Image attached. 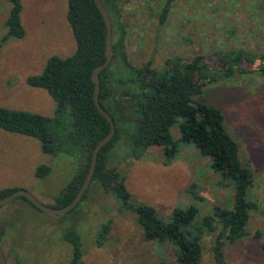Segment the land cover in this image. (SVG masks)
Listing matches in <instances>:
<instances>
[{"label": "rangeland", "instance_id": "1", "mask_svg": "<svg viewBox=\"0 0 264 264\" xmlns=\"http://www.w3.org/2000/svg\"><path fill=\"white\" fill-rule=\"evenodd\" d=\"M120 1L127 21V54L135 64L151 60L159 69L171 66L176 56L185 61L204 53L214 70L220 66L221 52L238 47L264 50V0H174L162 25L157 12L165 0ZM21 3L25 34L10 37L0 46V106L52 117V97L45 89L29 86L25 78L42 72L51 55L67 57L75 51L67 0ZM10 6V0H0V40L7 31L4 22ZM198 97L222 110L240 159L253 174L249 198L257 208L250 212L248 233L224 243L225 261L264 264L263 237L255 235L264 230V78L256 72L221 75L208 81ZM172 134L179 138L176 126ZM177 147L167 163L159 146H150L137 160L128 146L121 149L125 162L119 163V170L125 176L129 201L152 205L165 217L175 208L194 205L200 209L198 219L216 206H229L232 181L214 171L210 157L193 143L179 140ZM75 162L73 156L45 153L37 138L0 129V189H25L51 206L74 175ZM39 165H48L50 173L38 177ZM106 224L108 230L103 233ZM0 226L5 232L6 264H17L16 256L19 264H71V245L63 238L69 228L81 236V264H178L172 243L145 240L133 209L120 205L97 184L64 214L40 212L14 199L0 207ZM214 239V234L202 237L200 264H216Z\"/></svg>", "mask_w": 264, "mask_h": 264}, {"label": "trees", "instance_id": "2", "mask_svg": "<svg viewBox=\"0 0 264 264\" xmlns=\"http://www.w3.org/2000/svg\"><path fill=\"white\" fill-rule=\"evenodd\" d=\"M173 1L165 0L157 12L159 25L165 23ZM101 2L111 20L113 56L108 66L99 72L98 98L114 121L115 133L98 152L89 187L97 184L120 205L133 209L144 239L172 243L178 264H200L202 237L210 234L215 235L216 264H227L222 249L224 243L234 242L248 233L250 212L257 208V203L249 198L253 174L240 159L238 143L226 129L222 110L198 96L208 81H215L221 75L227 78L235 73L256 72L264 78V50L256 52L238 47L221 52L220 66L214 70L204 53L185 61L176 56L170 60L171 66L159 69L152 66L151 60L138 65L127 54V21L121 1ZM10 4L4 22L7 31L1 37L0 46L10 37L22 38L25 34L21 0H10ZM66 16L76 42L75 51L67 57L51 55L42 72L25 78L29 86L49 93L55 103L54 115L48 117L0 106V129L37 138L41 149L50 155L75 158V173L55 196L52 207L72 201L87 175L94 146L110 129L93 100L92 71L106 59L104 18L94 0H67ZM174 126L179 131L178 139L172 134ZM179 140L193 143L202 154L210 157L214 171L232 181L234 192L229 206H216L198 219L200 209L194 205L175 208L165 217L152 205L129 201L125 176L119 170V163L124 160L121 149L128 146L130 156L137 160L150 146H159L167 163L177 152ZM50 171L48 165H39L35 174L44 177ZM88 188L80 202L87 196ZM16 189H0V198ZM15 199L43 212L24 196ZM102 230L105 233L108 224ZM4 234L0 226L1 247ZM255 235L263 237L261 245L264 248V230H257ZM63 238L71 245V264H81L80 234L69 228L63 232ZM4 256L6 259L5 253ZM16 260L19 264L18 256Z\"/></svg>", "mask_w": 264, "mask_h": 264}, {"label": "water", "instance_id": "3", "mask_svg": "<svg viewBox=\"0 0 264 264\" xmlns=\"http://www.w3.org/2000/svg\"><path fill=\"white\" fill-rule=\"evenodd\" d=\"M94 1L102 13V16H103L104 21H105L107 32H106V44H105L106 59L101 64L97 65L92 71V80L94 82L93 100H94V104L97 107V109L101 112V114L108 121L109 126H110L109 132L103 138H101L97 142V144L94 146V148L92 150V154H91V162H90V166H89L87 175H86L82 185L80 186L78 192L76 193V195L74 196L72 201H70L68 204H66L64 206H60V207L48 206V205L40 202L33 194H31L27 190L18 188L15 191L11 192L10 194L5 195V196L0 198V207L5 205L6 203L12 201L13 199H15L17 197L24 196L34 206H36L38 209H40L41 211H43L45 213H48V214H64L66 212H69L70 210L75 208V206L80 202V200L82 199L83 195L85 194L87 188L90 185V182L92 180V177H93V174L95 171L96 162H97V155H98L99 150L102 148V146H104L106 143H108L111 140V138L113 137V135L115 133L114 121H113L112 117L109 115V113L103 108V106H101V104L99 102V98H98L99 72L108 66V64L111 62V59L113 56V51H112V46H111L112 25H111V20L109 18L107 10L103 6V3L101 2V0H94ZM0 264H6V259H5L1 244H0Z\"/></svg>", "mask_w": 264, "mask_h": 264}]
</instances>
